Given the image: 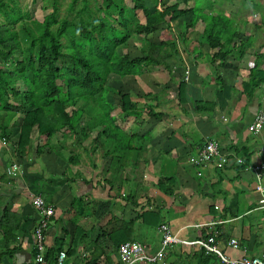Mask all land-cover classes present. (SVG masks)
<instances>
[{
  "label": "crops",
  "instance_id": "1",
  "mask_svg": "<svg viewBox=\"0 0 264 264\" xmlns=\"http://www.w3.org/2000/svg\"><path fill=\"white\" fill-rule=\"evenodd\" d=\"M159 1L165 7L182 0ZM197 10L171 29L159 25L146 37L156 64L132 76L110 75L103 91L83 95L67 108L69 115L82 113L73 128L44 139L34 127L32 144L21 156L16 144L22 111L6 119L8 136L0 139V211L11 214L10 226L17 230L10 255L0 233V264H33L34 228L40 220L35 196L53 210L44 243L46 251L61 246L63 264H88L91 255H100L101 244L96 252L93 244L109 223L113 235L130 234L124 226L115 230L120 221H130L131 239L141 236L145 242L133 241L153 251L161 240L159 226L167 225L181 240L214 237L217 249L231 259L264 254V126L257 134L248 131L257 114L264 113V84L254 92L245 87L255 66L264 71V26L244 20L236 24L237 10ZM137 15L144 23L142 13ZM218 15L232 19L235 34L249 38L243 56L239 36L224 59L210 48V42L224 43L217 45L205 35ZM146 38L132 35L119 55L142 58ZM107 88L127 95L137 111H123L119 96L111 92L98 102ZM208 140L227 158L223 168L200 161ZM12 164L18 169L7 176ZM145 212L156 215H148V221L159 220L157 227L144 224ZM73 249L72 256L66 254ZM201 254L198 248L173 245L163 264H199ZM110 258L101 256L100 264H119L118 255Z\"/></svg>",
  "mask_w": 264,
  "mask_h": 264
},
{
  "label": "trees",
  "instance_id": "2",
  "mask_svg": "<svg viewBox=\"0 0 264 264\" xmlns=\"http://www.w3.org/2000/svg\"><path fill=\"white\" fill-rule=\"evenodd\" d=\"M94 1L90 8L88 0H81V7L75 10L78 0H72L68 11L73 12L74 17L71 20H58V1L53 0L51 12L46 13L39 22L31 18L29 12H23L16 0H0V139H7L8 136L6 119L10 121L15 113L22 111L16 144L21 156L32 144L34 127L40 136L50 139L59 129L73 128L79 123L78 118L82 113L78 111L69 115L66 109L75 106L83 95L94 96L103 91L110 75L119 78L132 76L137 70L156 64L151 53L153 44L146 37L155 33L159 25L171 29L172 23L182 16L198 11L190 7L186 0L165 7L161 6L159 0H132V6H127L124 0ZM138 11L142 13L144 23H140ZM260 16L264 18V14ZM212 20L209 30L205 32L206 38H213L217 45L221 41L224 43L215 46L210 42V48H217L218 55L224 59L234 50L235 46L231 47L233 37L239 36L238 52L243 56L249 38L244 40V35L235 34L230 18L218 15ZM195 21L192 18L189 25H194ZM132 35L146 38L142 41L147 46L142 58L131 60L128 54L119 55V49ZM161 46L162 42L155 49L160 51ZM257 67L250 71L249 82L245 84L251 92L264 84V71ZM116 95L120 98L123 111H137L127 95L120 92ZM148 215L156 217L153 213L145 212L144 224L157 227L159 220L153 222L151 217L148 221ZM10 216L6 209L0 211L1 243L9 255L15 249L9 250V246L14 242L17 230V226L14 229L10 226L13 220ZM120 222L121 225L115 230L124 226L131 234L133 224L130 221ZM108 226L92 248L96 252L101 244L102 253L91 255L88 264H100L101 256L110 262L111 255H117L121 244L133 241L130 234L113 235V222ZM106 237L110 239L109 243L103 242ZM61 249V246H57L46 251L45 260L48 264H56ZM74 250L66 254L72 256ZM204 254L202 251L198 258L199 264L218 260L214 254Z\"/></svg>",
  "mask_w": 264,
  "mask_h": 264
},
{
  "label": "built area",
  "instance_id": "3",
  "mask_svg": "<svg viewBox=\"0 0 264 264\" xmlns=\"http://www.w3.org/2000/svg\"><path fill=\"white\" fill-rule=\"evenodd\" d=\"M264 126V113L260 112L254 118V121L248 127V131L257 134L261 131ZM200 161L214 164L217 168H223L227 165V158L222 155L219 146L213 140H208L204 146ZM18 169L16 164H12L6 169L5 174L7 176H13L15 171ZM264 209V199L260 201ZM33 205L40 215V220L36 227L34 228V239H35V255L33 259V264H48L45 260L46 248L44 243V233L48 227V221L53 216V210L50 206H47L44 201L39 197L35 196L33 200ZM161 235L160 244L157 250L153 251L149 246L131 241L123 243L119 246L117 255L120 264H163L165 255L168 248L173 245H182L187 247L198 248L204 251L205 254H214L218 259L220 264H264V254L258 257H247L241 259H231L224 256L215 245V238L208 237L206 239H199L194 241H186L177 238L176 235L172 233L167 225H161L158 228ZM232 248L237 247V243L234 240L229 242ZM65 258V253L60 252L57 256L56 264H63Z\"/></svg>",
  "mask_w": 264,
  "mask_h": 264
},
{
  "label": "rangeland",
  "instance_id": "4",
  "mask_svg": "<svg viewBox=\"0 0 264 264\" xmlns=\"http://www.w3.org/2000/svg\"><path fill=\"white\" fill-rule=\"evenodd\" d=\"M19 8L24 12H29L31 18L42 21L46 13L51 12V5L53 0H16ZM58 1V20L68 18L71 20L74 17L73 12H69L70 5L72 0H57ZM90 8L94 5V0H88ZM152 1V0H151ZM206 0H197L196 2L190 3V6H193L194 9H205L208 11L220 9L225 11H236L240 13L238 16L240 19H237L236 24L241 23L242 20L257 22L258 26H264V24H259L260 22L264 23V18H261L260 14H264V0H214V2H205ZM124 3L127 6H132V0H124ZM150 5V4H148ZM81 7V0L76 3L74 9L77 10ZM120 7V6H119ZM220 8V9H218ZM2 20V18H0ZM120 34V32H119ZM118 34V36H119ZM263 41V40H262ZM253 40L250 41L252 43ZM107 92L116 94L115 90L107 88L106 91L98 98L99 101H105ZM148 229L147 227L144 230ZM150 231V230H149ZM135 241L145 242L141 236H135L133 238Z\"/></svg>",
  "mask_w": 264,
  "mask_h": 264
}]
</instances>
